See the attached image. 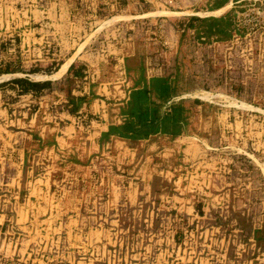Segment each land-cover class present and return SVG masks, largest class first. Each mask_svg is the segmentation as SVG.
Returning <instances> with one entry per match:
<instances>
[{"label":"rangeland","instance_id":"374dc122","mask_svg":"<svg viewBox=\"0 0 264 264\" xmlns=\"http://www.w3.org/2000/svg\"><path fill=\"white\" fill-rule=\"evenodd\" d=\"M0 82V264H264V0H0Z\"/></svg>","mask_w":264,"mask_h":264},{"label":"trees","instance_id":"16d2710c","mask_svg":"<svg viewBox=\"0 0 264 264\" xmlns=\"http://www.w3.org/2000/svg\"><path fill=\"white\" fill-rule=\"evenodd\" d=\"M198 18V17H197ZM1 82H9V83H13L15 85H17V88L19 91L24 92V91H30V90H35L37 89V87L48 84L49 80H33L30 79L26 76H14L11 77L5 81H1ZM0 82V83H1ZM162 86V93H164V97H167V84H163ZM198 100V99H195ZM167 115L169 116V118H175L177 117V113H167ZM123 128V132H126L127 130H129V128H131V124L129 121H124L123 125H121Z\"/></svg>","mask_w":264,"mask_h":264},{"label":"crops","instance_id":"0c3cea01","mask_svg":"<svg viewBox=\"0 0 264 264\" xmlns=\"http://www.w3.org/2000/svg\"><path fill=\"white\" fill-rule=\"evenodd\" d=\"M220 8H222V7H220ZM213 19H215V18H213ZM205 30L207 32H212V33H219V32H225L226 31L225 29H221V28H219L218 25H214V24L213 25H207Z\"/></svg>","mask_w":264,"mask_h":264},{"label":"bare ground","instance_id":"6f19581e","mask_svg":"<svg viewBox=\"0 0 264 264\" xmlns=\"http://www.w3.org/2000/svg\"><path fill=\"white\" fill-rule=\"evenodd\" d=\"M61 71V70H60Z\"/></svg>","mask_w":264,"mask_h":264}]
</instances>
